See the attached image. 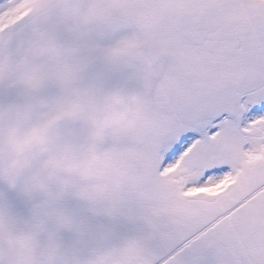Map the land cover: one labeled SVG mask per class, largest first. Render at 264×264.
<instances>
[{
    "label": "snow or ice",
    "instance_id": "1",
    "mask_svg": "<svg viewBox=\"0 0 264 264\" xmlns=\"http://www.w3.org/2000/svg\"><path fill=\"white\" fill-rule=\"evenodd\" d=\"M0 264H264V0H0Z\"/></svg>",
    "mask_w": 264,
    "mask_h": 264
}]
</instances>
